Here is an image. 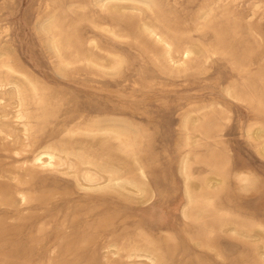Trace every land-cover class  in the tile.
Returning <instances> with one entry per match:
<instances>
[{
    "label": "rangeland",
    "instance_id": "374dc122",
    "mask_svg": "<svg viewBox=\"0 0 264 264\" xmlns=\"http://www.w3.org/2000/svg\"><path fill=\"white\" fill-rule=\"evenodd\" d=\"M0 264H264V0H0Z\"/></svg>",
    "mask_w": 264,
    "mask_h": 264
},
{
    "label": "bare ground",
    "instance_id": "6f19581e",
    "mask_svg": "<svg viewBox=\"0 0 264 264\" xmlns=\"http://www.w3.org/2000/svg\"><path fill=\"white\" fill-rule=\"evenodd\" d=\"M153 34H154V33H153ZM154 35H155V34H154ZM28 80H29V79H28ZM29 83H30V82H29ZM107 129H108V128H107ZM109 129H111V128H109ZM113 130H115V129H112V131H113ZM112 131H111V132H112ZM115 131H116V130H115ZM113 132H114V131H113ZM120 132H121V131H120ZM115 133H116V132H115ZM67 152H68V151H67ZM65 155H66V154H65ZM49 156L51 157V155H49ZM66 157H68V155H67ZM76 157H77V156H76ZM84 157H85V156H84ZM52 158H53V157H51V158H49V159H52ZM57 158H58V157H57ZM68 158H69V157H68ZM69 159H70V158H69ZM78 159H79V158H78ZM78 159H77V160H78ZM70 162H71V161H70ZM80 162H81V161H80ZM60 164H61V162L59 163V165H60ZM64 164H65V163H64ZM67 164H68V163H67ZM80 164H81V163H80ZM80 164H79V165H80ZM97 164H98V163H97ZM57 165H58V164H57ZM72 165H73V164H72ZM84 165H85V163H84ZM90 165H91V164H90ZM99 165H100V164H99ZM102 165L104 166V164H101V166H102ZM95 166H96V165H95ZM71 167H72V166H71ZM67 168H68V170H67V172H68L70 168H69V166H67ZM87 168H88V167H87ZM95 168L97 169L98 167L96 166ZM95 168H94V169H95ZM101 168H102V167H101ZM91 169H92V168H91ZM107 169H108V167H106V169H104V170H107ZM110 169H111V168H110ZM104 170H103V172H105ZM91 171H92V173H93V169H92ZM97 171H101V170H97ZM97 171H95V173H96ZM109 171H111V170H109ZM65 172H66V171H65ZM67 172H66V173H67ZM101 172H102V171H101ZM80 173H81V172H80ZM80 173H79V174H80ZM92 173H91V175H92ZM99 173H100V172H99ZM99 173H98V174H99ZM109 173H110V172H109ZM96 174H97V173H96ZM110 174H111V173H110ZM100 175H101V174H100ZM103 175H104V174H103ZM108 175H109V174H108ZM113 175L118 177V174L115 175V173H114ZM96 176H97V175H96ZM85 177H88V176L86 175ZM99 177H100V176H99ZM99 177H98V178H99ZM117 177H116V178H117ZM116 178H115V179H116ZM76 179H77V178H76ZM83 179H84V175H83ZM85 179H86V178H85ZM87 179H88V178H87ZM95 179H96V180H95ZM95 179H94V178H93V179L90 178V180H92V181H94V180L97 181V178H96V177H95ZM108 180H110V179L108 178ZM87 181H89V180H87ZM92 181H91V182H92ZM110 181H111V180H110ZM108 182H109V181H108ZM89 183H90V182H89ZM80 184H81V183H80ZM92 184H93V182H92L90 185H92ZM94 184H95V182H94ZM126 184H127V183H126ZM79 187H80V186H79ZM138 191H139V190H138Z\"/></svg>",
    "mask_w": 264,
    "mask_h": 264
}]
</instances>
